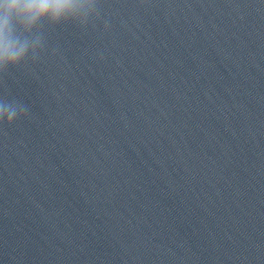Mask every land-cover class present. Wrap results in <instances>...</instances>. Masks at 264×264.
Masks as SVG:
<instances>
[{
	"label": "clouds",
	"instance_id": "obj_1",
	"mask_svg": "<svg viewBox=\"0 0 264 264\" xmlns=\"http://www.w3.org/2000/svg\"><path fill=\"white\" fill-rule=\"evenodd\" d=\"M99 5L100 0H0V75L39 58L46 25L72 22L86 27L99 17ZM26 111L19 101L0 99V124L11 125Z\"/></svg>",
	"mask_w": 264,
	"mask_h": 264
}]
</instances>
